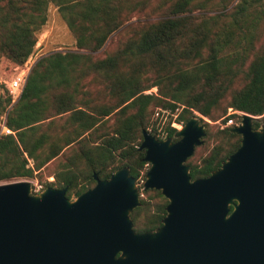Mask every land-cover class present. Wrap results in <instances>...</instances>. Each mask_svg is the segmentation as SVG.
Here are the masks:
<instances>
[{"label": "trees", "instance_id": "obj_1", "mask_svg": "<svg viewBox=\"0 0 264 264\" xmlns=\"http://www.w3.org/2000/svg\"><path fill=\"white\" fill-rule=\"evenodd\" d=\"M231 1L0 0V59L14 66L27 60L48 3L75 48L39 58L14 104L0 96V117L5 114V126L14 132L0 136V181L33 178L55 161L53 181L44 187H66L65 197L75 198L94 185L93 175L105 180L127 168L135 181L144 179L148 166L137 151L143 131L174 142L171 122L183 125L195 113L215 121L229 111L256 118L252 130L264 125V41L258 44L264 2L239 0L227 10ZM146 8L163 18L93 57ZM212 11L217 13L207 15ZM94 85L95 93L89 90ZM151 88L155 93H147ZM157 109L172 114L158 129L152 119ZM231 117L238 122L239 116ZM199 121L201 145L214 144L193 160L195 147L186 159L190 180L217 170L240 142L232 126L215 124L211 131ZM142 194L146 198L129 214L135 233L160 227L167 205L159 191Z\"/></svg>", "mask_w": 264, "mask_h": 264}, {"label": "water", "instance_id": "obj_2", "mask_svg": "<svg viewBox=\"0 0 264 264\" xmlns=\"http://www.w3.org/2000/svg\"><path fill=\"white\" fill-rule=\"evenodd\" d=\"M255 119L241 115L229 130L238 148L195 180L185 161L204 136L198 119L175 130L174 142L141 133L142 189L167 201L152 232L132 229L139 201L127 168L93 175L74 200L66 187L30 194L25 181L0 184V264H264V125L252 130Z\"/></svg>", "mask_w": 264, "mask_h": 264}, {"label": "rangeland", "instance_id": "obj_3", "mask_svg": "<svg viewBox=\"0 0 264 264\" xmlns=\"http://www.w3.org/2000/svg\"><path fill=\"white\" fill-rule=\"evenodd\" d=\"M156 1L157 0H150V4H154ZM237 1L239 0H232L228 5L227 10L233 7V5ZM259 2H264V0H259ZM216 13L217 12L214 11L207 12V15H213ZM45 16H46L45 23L36 33V43L33 47V51L22 65L14 66L9 64L7 60L0 59V96H4V97L8 96L10 98V105L14 104L16 101L13 100L12 102L11 94L8 91L9 84L14 78L20 76L21 74H24L26 77L33 64L41 57H44L54 52L75 51L73 37L68 32L64 22L59 17L56 11V7L51 3H48L46 6ZM162 18L163 16L161 15L152 14L149 8H146V10H144L141 13L138 12L132 14L129 20L126 23H124L123 26L118 31L114 32L106 39L101 49L97 51L93 57L101 58L105 53H109L113 51L118 44L123 43L127 38H130V36L134 35L137 32L140 33L144 28L154 25ZM259 38L260 39L258 44H261L264 41V26H262L260 29ZM237 87H238V83L234 85V88ZM97 89L98 88L96 85H94L93 87L90 86L89 88L90 91H94L93 93H95ZM155 91H156L155 88H151L147 93H155ZM155 111L159 113L158 118H156L154 114L152 115V119L155 121L156 129L160 127L162 128L165 126L169 118L172 117V114H170L168 111H163L158 109ZM225 116L226 113L222 118H219L215 121H210L200 116L197 113L194 114V118L198 120L202 119L203 122L209 124L211 131H214L216 129L215 124H218V126L221 127L223 126V123L226 120ZM3 117L5 118V114L1 116L0 122H2L1 120ZM63 117L64 116H62V118ZM61 120L62 119L56 121L58 123H61L60 122ZM199 124L201 125L200 121ZM181 126L182 125H180V127ZM180 127L178 129L175 128V130H179ZM156 136L162 137L159 133H156ZM212 144H214V141L210 140L205 144L198 146L196 151L194 152V155L192 156V159L196 160L199 156L204 155L208 151V149L212 146ZM55 163L56 162L53 161L46 164L45 167L39 170L37 175L34 176L33 178L17 179L14 181H0V184L25 181L29 183L30 194H37L41 192L43 189H45L44 187L45 182L49 183L53 181L51 173L54 171ZM29 164L31 165V162ZM143 182L144 179L135 181V187L138 190V201L140 199L146 198V196L142 194ZM70 200H74V198L71 197Z\"/></svg>", "mask_w": 264, "mask_h": 264}, {"label": "built area", "instance_id": "obj_4", "mask_svg": "<svg viewBox=\"0 0 264 264\" xmlns=\"http://www.w3.org/2000/svg\"><path fill=\"white\" fill-rule=\"evenodd\" d=\"M25 75L24 74H21L20 76H17L16 78H14L10 84H9V88H8V91L9 93L11 94V97H12V102L13 100H17L21 91H22V88L24 86V82H25ZM237 115L239 116V120L238 122L236 123L234 118L231 117V115ZM155 117L158 118L159 117V113L158 112H155ZM242 113L241 112H238V111H229L226 115V120L225 122L223 123V126H237L239 125V122H240V117H241ZM1 119V117H0ZM2 122H0V135H3V136H6V135H13V132L8 129L6 126H5V118L3 117ZM170 127L172 128H176L178 129L180 127V125L174 123V122H171L170 123ZM163 138V137H162Z\"/></svg>", "mask_w": 264, "mask_h": 264}, {"label": "crops", "instance_id": "obj_5", "mask_svg": "<svg viewBox=\"0 0 264 264\" xmlns=\"http://www.w3.org/2000/svg\"><path fill=\"white\" fill-rule=\"evenodd\" d=\"M15 102H16V101H15ZM12 132H13V131H12ZM13 135H14V132H13ZM13 135H12V136H13ZM0 136H1V135H0ZM28 165L30 166V164H29V163H28Z\"/></svg>", "mask_w": 264, "mask_h": 264}]
</instances>
